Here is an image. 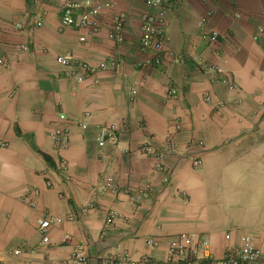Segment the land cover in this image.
Returning a JSON list of instances; mask_svg holds the SVG:
<instances>
[{"label": "crops", "instance_id": "1", "mask_svg": "<svg viewBox=\"0 0 264 264\" xmlns=\"http://www.w3.org/2000/svg\"><path fill=\"white\" fill-rule=\"evenodd\" d=\"M61 1L78 0H47L41 5L1 0L13 9V25L22 22L24 29L0 33V57L9 63L7 70H0V141L8 142L0 150V262L29 264L31 256L9 253L42 248L38 220L44 215H77L88 203L94 212L49 228L50 244L43 250L52 264H69L71 247L61 243L64 235L89 247L87 264H97V255L122 251L134 260L148 256L163 261L169 241L180 233L207 241L215 259L239 248L244 237L264 253V0H237L232 5L230 0H170V45L163 65L153 69L135 66L141 57L136 50L141 16L151 12L142 0H114L113 8L98 16L101 31L84 42L79 41L84 34L76 30L59 32ZM235 10L239 19L233 17ZM42 11L44 24L35 28L33 21ZM209 12L201 30L198 21ZM120 14L125 18L123 45L107 37L113 17ZM212 32L219 35L215 44L206 41ZM21 44L27 46L25 52L18 51ZM59 56L92 65L114 56L120 70L98 73L97 83L77 84L56 64ZM222 60L228 77L240 87L237 92L210 84L205 77L201 63ZM170 83L178 96L166 100ZM133 86L136 98L129 105L127 93ZM204 92L210 93L211 103L204 102ZM217 102L223 103L219 110ZM86 112L88 128L81 130L75 119ZM174 121L181 126L174 135L178 154L168 159L173 175L171 188L165 189L152 160L136 149L148 138L163 147ZM112 124L118 145L97 147L98 129ZM62 125L70 130L69 147L57 151L48 134ZM188 150L201 159L200 170L183 158ZM61 161L67 166L65 174L57 170ZM107 180L120 187L149 181L155 193L133 204L122 196L90 192ZM32 189L39 191L34 209L21 201ZM180 191L187 195L186 204L174 196ZM108 210L122 219L100 239ZM146 238L157 240L158 246L148 247Z\"/></svg>", "mask_w": 264, "mask_h": 264}, {"label": "built area", "instance_id": "2", "mask_svg": "<svg viewBox=\"0 0 264 264\" xmlns=\"http://www.w3.org/2000/svg\"><path fill=\"white\" fill-rule=\"evenodd\" d=\"M37 5L43 4L47 0H31ZM58 1V0H56ZM202 3H212L217 0H200ZM229 1V0H228ZM145 7L151 12L145 13L140 20V36L136 43V50L140 54V59L135 62L137 68H159L166 60L167 49L170 45V36L166 29V17L170 13V0H142ZM237 0H230V4H234ZM114 6V0H78V1H61L58 3L59 10V32L67 29H73L81 32L84 35L79 38L80 42H84L87 36H94L101 31V26L98 22V16L101 12L111 10ZM45 12L42 11L40 16H37L33 21L35 28H41L44 24ZM210 12L198 21V27L202 30L206 27L207 19ZM233 17L240 18V13L235 10ZM24 29L22 22H16L12 25V30L22 31ZM125 29V18L123 15H115L112 19L111 26L107 30L108 39L112 40L117 45H123ZM208 43L215 44L220 41L219 35L216 32L208 34L206 40ZM27 46L21 44L18 47L19 52H25ZM217 55L219 51L215 52ZM57 65L63 68L64 76L72 79L77 84H82L88 80L97 83V74L100 72L110 71L118 73L120 65L114 56L108 57L106 60L97 64H88L85 62L74 61L71 56H59L55 59ZM225 61L220 63H201V68L214 84L223 85L228 92H236L237 86L228 77L223 68ZM9 63L2 56L0 57V70H7ZM13 96V92L9 97ZM178 96V90L173 84H168L165 92V99L172 100ZM136 98V88L133 86L128 90L127 102L131 105ZM204 102L211 103L209 94L204 95ZM222 106L221 102L215 104L216 109ZM89 113H84L82 116L75 119L77 126L81 130L88 128ZM175 121L172 130L166 137L163 147H156L151 139H146L141 143L136 151L141 155L152 160V169L158 173L162 188H171V178L173 168L168 164V159L178 154V147L174 141V135L181 130L180 125ZM125 122H122V124ZM115 124L104 126L98 129L95 142L97 147L102 148L106 144L113 147L118 145V134ZM48 137L52 147L57 151H65L69 147L70 130L67 125L57 126L53 128ZM198 146L202 144L198 142ZM8 147V142L0 141V150ZM183 158L188 160L191 168L195 171L200 170L202 166L201 159L196 154L189 150L183 155ZM57 170L60 173L67 171V166L64 161L59 162ZM50 186V183L46 184ZM93 195L103 196L112 194L116 197L122 196L127 198L133 204H140L153 196L155 187L149 181L141 182L135 186L120 187L111 180L100 181L96 186L90 188ZM39 191L37 189L27 190L21 196V201L31 209L36 208ZM183 204L188 202L187 195L184 191L175 193ZM95 211L92 203H88L79 208L77 215H69L64 218L44 215L38 220L36 232L40 238L41 249L35 248H18L9 253L11 257H20L29 255L33 258L29 260V264H52L47 253L43 248L49 244L48 230L51 226L58 225L63 221H79L87 216L90 212ZM122 219L121 215L114 210H108L105 213L100 239H102L107 230L112 226L115 220ZM145 244L150 248L158 246L157 240L146 238ZM61 243L71 247V252L68 256L69 264H87L90 258L89 247L86 244L75 243L69 235H64L61 238ZM40 250V253H38ZM41 254V255H39ZM37 256V258H35ZM35 258V259H34ZM97 264H264V253L254 248L249 238L242 239L239 248H230L225 251L223 256L215 259L209 249V244L203 239H198L194 234L180 233L169 241L166 257L163 261H156L148 256H141L134 260L126 252L114 255H97L95 256ZM0 264H2L0 262Z\"/></svg>", "mask_w": 264, "mask_h": 264}, {"label": "rangeland", "instance_id": "3", "mask_svg": "<svg viewBox=\"0 0 264 264\" xmlns=\"http://www.w3.org/2000/svg\"><path fill=\"white\" fill-rule=\"evenodd\" d=\"M11 25H13V9H11L9 6L8 7L7 6H3V2H1V0H0V33H2V34H7V33H10L11 34V33H13V30L11 29V27H9L8 30H7V27L8 26H11ZM205 77L207 78L208 76H205ZM207 80H208V82L210 84H214V83H212L210 81L209 78H207ZM236 86H237V91L240 90V87L237 84H236ZM204 93L205 94H209V96H210V93L209 92H204ZM204 95H203V97H204ZM210 98H211V96H210ZM203 100H204V98H203ZM222 107H223V103H222V106L219 107V109H221ZM219 109H216V110H219ZM177 123L180 125L179 121ZM180 128H181V126H180ZM198 142L201 143V141H198ZM202 147H203V144H202Z\"/></svg>", "mask_w": 264, "mask_h": 264}, {"label": "trees", "instance_id": "4", "mask_svg": "<svg viewBox=\"0 0 264 264\" xmlns=\"http://www.w3.org/2000/svg\"><path fill=\"white\" fill-rule=\"evenodd\" d=\"M45 159H47V158L45 157Z\"/></svg>", "mask_w": 264, "mask_h": 264}]
</instances>
